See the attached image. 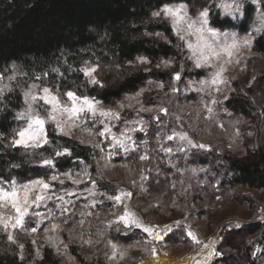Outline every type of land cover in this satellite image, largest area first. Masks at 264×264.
<instances>
[{
  "label": "trees",
  "instance_id": "1",
  "mask_svg": "<svg viewBox=\"0 0 264 264\" xmlns=\"http://www.w3.org/2000/svg\"><path fill=\"white\" fill-rule=\"evenodd\" d=\"M173 2L181 0H0V88L4 89L0 133L9 138L0 140V177L27 182L70 171L80 179L87 171L95 184L88 176L89 188L67 180L52 190L58 192L48 203L56 212L54 221L66 231L77 232L83 241L90 238L85 243L94 245L85 252L81 250L83 241L74 236L68 240L78 264H121V258L150 249L148 235L142 230L110 223L117 209L112 198L120 191V183L132 186L136 208L147 220L183 222V228L167 233L164 243L170 249L179 244L196 248L186 235L190 223L208 238L225 222L238 219L248 223L239 229L224 226L209 264H264V222L260 221L264 215V27L253 39L244 69L231 80L229 96L216 110L211 134L198 135L201 121L194 122L192 141L208 147L184 145L176 135L167 139L169 133L174 134L173 125L165 128L159 106L172 113L177 107L171 87L175 86V73H181L183 83L204 76L206 69L195 67L168 20L152 16L163 3ZM183 2L192 14L208 8L211 26L240 32L250 30L259 5L243 0L242 16L234 18L216 7L222 0ZM259 2L264 10V0ZM137 57H147L149 62L140 63ZM86 64L99 65L96 76L100 84L89 83L79 71ZM13 75L15 79L10 80ZM151 81L153 90H158L144 107L155 113L145 118L148 130L135 131L133 142L125 147H114L111 138L101 141V137L96 144H85L54 130L49 132V143L40 148L9 143L13 130L23 126L18 114L24 106V88L30 83L59 93L73 90L110 104L136 94ZM159 83H163L161 88ZM180 97L182 107L190 96ZM138 112L130 120L139 118ZM153 116H158L156 123ZM65 149L70 155H56ZM45 159L53 160L54 165H45ZM123 167L125 171L120 170ZM72 189H77L72 198H55ZM64 208L68 211L62 215ZM23 251L0 230V264H29L34 254L30 242ZM41 263L62 264L49 246L44 247Z\"/></svg>",
  "mask_w": 264,
  "mask_h": 264
},
{
  "label": "snow or ice",
  "instance_id": "2",
  "mask_svg": "<svg viewBox=\"0 0 264 264\" xmlns=\"http://www.w3.org/2000/svg\"><path fill=\"white\" fill-rule=\"evenodd\" d=\"M216 7L223 10L225 15H235L240 11L239 4L236 3V0H233L232 3H227V0H222L220 4H217ZM209 9L203 8L200 10L193 19L189 15V5L183 0L178 3H163L156 11L152 12L153 17H163L170 21L172 31L177 36L178 39L184 41L185 46L190 50L191 56L189 59L194 60L195 67H203L205 64L212 62L213 58L218 61L214 67L217 68L211 77V85L216 86V91L219 92V84L225 83L224 73L227 71L226 65L233 62L232 57L236 52L239 51L241 47H248L252 42L251 34L239 38L235 33H220L218 30L209 26ZM261 19L264 20V14H262ZM260 29H254L258 31ZM156 36H161V33H155ZM195 37V42L190 38ZM137 60L140 63H148L147 57H137ZM237 63L239 61H236ZM131 63V62H130ZM159 66V65H158ZM167 66V65H165ZM15 67V66H13ZM98 64H86L84 67L79 69L84 76L87 78L88 82L91 84H100V81L97 79L96 72L98 69ZM59 73V69H54ZM45 75H47L45 73ZM60 75H63L60 73ZM0 79H2V74H0ZM10 80H14L15 76H10ZM174 79L180 80L181 73L177 72L174 74ZM202 85L209 83L208 81H201ZM6 88L10 89V86L5 85ZM39 86L37 84H32L30 88L24 91L25 103L27 108L24 112L18 114V119L25 121V126L19 127L13 130L11 134V139L9 143L12 147H23L24 149L29 148H40L43 145L49 143L46 134V125L48 123L55 124L56 128L63 134L68 135L69 131L66 129L80 127V121H83L85 117H89L93 120L94 124L96 122L102 125L101 130L96 133L100 137L107 138L111 136L112 145L125 147L127 142L131 141V136L128 135L129 132L136 131L135 128H129L120 133L118 137L113 131L110 124L105 123L104 117H111L115 119L120 118V113L111 108H103L101 102L95 100L94 98L77 95L75 91H66L64 93H59L58 91L54 92L51 88L44 86L40 90L34 91ZM4 89L0 88V95L3 94ZM176 91V89H173ZM143 90H140L135 95L140 96ZM61 96L66 97V100H62ZM43 102V115L41 111L38 110L34 105ZM216 100H212L211 103H216ZM131 107V105H128ZM119 107H125V105L120 104ZM207 107V106H206ZM144 109H141L143 111ZM150 111V109H149ZM161 111L166 113V109H161ZM209 113L212 112L211 107H207ZM158 119V117L156 118ZM140 123L141 127L139 131H143V122H134ZM91 131V130H89ZM173 134L167 137L168 140H172ZM181 140H186L188 144L198 147L205 148L208 147L203 144H195L191 139L188 138L187 133L178 134ZM122 137V138H120ZM9 139L3 133H0V140ZM83 143V141H81ZM99 147V145H96ZM166 151H171V149H165ZM57 156L70 155L67 149L63 152H57ZM141 159H147V156H142ZM45 165L53 166L54 161L45 159L43 161ZM63 176L65 179L71 181L73 184H80L82 181L80 179H74L73 174L69 172H64L62 174H54L47 179L43 177H38L34 180H30L28 183L23 185H18L17 182L11 178L4 179L0 177V230L7 234V239L13 243H16L15 236L13 234L14 230L24 229L26 217L31 213V209L34 205H39L45 200L53 199L55 193L52 192L54 188V182H59L61 185L64 184L65 180L61 179L60 176ZM85 176H88L93 184L95 180H92L87 171L84 172ZM65 195L75 196V192L65 191ZM124 195L130 196L131 193L117 195L113 197L116 202L122 203V198ZM56 199L63 200V196L55 197ZM92 206H95L93 202ZM8 210V211H5ZM68 209H62V215L64 212H67ZM38 215V213L36 214ZM264 219V217H262ZM83 223V221H81ZM110 223L113 224H123L125 229H140L148 236L152 237V241L160 240L163 238L162 233H170L175 228H183L182 221H173L172 224H157L153 226H146L143 222L135 217V214L130 213L125 208L123 214L118 216L115 221ZM234 228H242L239 222L234 224ZM59 228V225L53 224L52 230L55 231ZM32 233L37 232L36 227H32L30 230ZM45 231H49L45 229ZM117 231H120L117 228ZM186 235L189 236L193 241L200 243L197 240L195 234L190 230L186 232ZM50 242L55 244V239L49 237ZM35 244L36 242L33 241ZM19 247L23 249L24 245L20 244ZM113 249L116 248L115 245L112 246ZM205 249H211L213 245L211 243L204 244ZM155 253V249H153ZM39 254V250H37ZM213 255L212 251H209L208 256L211 258ZM21 260L24 259L23 253L19 257Z\"/></svg>",
  "mask_w": 264,
  "mask_h": 264
},
{
  "label": "rangeland",
  "instance_id": "3",
  "mask_svg": "<svg viewBox=\"0 0 264 264\" xmlns=\"http://www.w3.org/2000/svg\"><path fill=\"white\" fill-rule=\"evenodd\" d=\"M242 1L243 0H236V3L239 4L240 11L238 14L232 15V17L240 18L242 16V12H241ZM251 1H253L259 5H258V10L256 11V16H255L254 22H253L249 31L240 32L239 30L234 29V28L220 29V28H216V27L211 26L210 22H209V26L218 30L220 33H229V34L235 33L237 35V37H239V38H243V37L251 34L252 42H253L254 37L257 34H259L261 32L262 28L264 27V20L261 19L262 14H264V10H262V8L260 7L259 0H251ZM232 2H233V0H227V3H232ZM173 3H178V2H173ZM197 14H192L190 12V9H189V15H191L193 17V19H195ZM254 29H260V30L254 31ZM190 39L193 42H195L194 36L191 37ZM182 42L184 43V41H182ZM252 42H251L250 46H248V47H241L239 49V51L236 52L235 55L232 57L233 62L231 64L226 65L227 71L224 73V79L226 82L218 85V87L220 89L219 92L216 91V86H213L210 83L213 73L215 71H217V68L214 67V65L217 64L218 61H216L215 58H213L211 63L205 64L203 66V68L206 69V74L204 76L199 77V78L188 79V80L184 81L183 83L180 80L175 79V86L174 87L171 86V87L173 89H176V91H174L173 96L175 98V105L174 106H177V107H173L174 108L173 113L169 110V108H167L163 105L159 106V108L167 110L166 113L165 112L163 113V115L165 117L161 120L163 121L165 128H167V126H169L168 128H170L173 125V127H171L170 130H172L173 133L177 134L176 138L178 141H180L184 145L188 144V142L186 140H181L179 138L178 134H183V133H187L188 138L192 140L193 134H196V132H195L196 131L195 130L196 125L194 126V122L196 124V121L197 122L201 121V124H200L201 126L198 127V129L200 131H197L198 135H206V137H207L209 134H211L210 128L212 126H216V115H215L216 110L220 109L221 103H223V101H225V99L229 96L230 91H231V80H233L236 77V74L238 71H242L244 69V66L247 63V60L251 54ZM184 45H185V43H184ZM186 50H188V54H189V56H191V52L187 47H186ZM236 61H239V62L237 63ZM193 62H194V60H193ZM201 81H208L209 83L202 85L200 83ZM32 84H34V83H30L28 86H26L24 88V91L28 90ZM35 84H37L39 87L37 89H34V91L38 92L40 90V88L44 87V85H41L39 83H35ZM153 84H154L153 81H151V82L147 83L145 86H143L141 88V90H143V92L140 96H136L135 94L128 95V96L124 97L122 100L117 101L115 103H110V104H105V103L101 102V106L103 108H106V109L111 108L113 110L118 111L120 113V118L115 119V118H111V117H104V118H100V119H103L105 121V123L110 124L112 127V131L118 137L120 136V133L125 131L126 129L135 128V129L139 130V128L141 127V124L140 123H134V122L142 121L143 122V131H145L146 129L148 130L147 123L145 122V118L147 116L153 115V113H155V112L152 109H150V111H149V109L145 108L144 102L146 100H148V98H150L151 95H154L157 93L158 89L153 90L154 89ZM162 86H163V83H159L158 88H161ZM172 88L169 90L165 89L164 94L170 93L172 91ZM159 90H161V89H159ZM71 91H73V90H71ZM158 93H161V92L158 91ZM184 94L189 95L190 97H188L186 101L182 102L183 106L181 107V101H183V100H181L180 96H184ZM61 99L66 100L67 98L64 96H61ZM192 99H194V100H192ZM213 99L217 101L214 104L211 103V101ZM95 100H97V99H95ZM97 101H99V100H97ZM120 104L125 105V107H122V108L119 107ZM128 105H131V107H129ZM206 106L212 108L211 113H209L207 111ZM34 107H36L38 110H40L41 114L43 115L42 108L47 107V106L43 105V102L41 101L39 104L34 105ZM26 108H27V104L25 103V97H24V106H23L21 112H24L26 110ZM141 109H144V110L141 111ZM136 110H139V112L137 113L139 118H134L133 120H130L129 116H131V114L136 115V113H135ZM127 111H129V112H127ZM190 113L193 114L191 117H189ZM157 117L158 116H156V117L153 116L154 123L157 122V121H155V120H157L156 119ZM126 120H130V121H126ZM21 121H22L23 126H25V121L24 120H21ZM79 123L81 124L80 127L66 129V131H69V134L66 136L78 138L80 141H83V143H85V144H89L88 142L96 144V142L98 141L97 137H100L96 133H98L101 130L102 125L98 122H96L94 124L93 120L90 119L89 117H85L84 120L80 121ZM161 123L162 122H160L159 124H161ZM175 124H176V126H175ZM50 130H54L55 132H57L59 134L65 135V134L61 133L56 128L55 124L50 122L46 125V134H47L48 140H49ZM89 130H91V131H89ZM134 132L135 131L128 133V135L131 136V141H129L127 143L133 142L132 138H134V135H133ZM170 135H173V134L169 133V136ZM107 138H111V136L109 135ZM120 138H122V137H120ZM104 139H106V138L101 137V141ZM100 144H101V142H100ZM205 145L207 146L208 144L206 143ZM103 164L105 165L104 160H103ZM120 170L125 171L126 168L123 167V169H120ZM82 175H84V173ZM115 175L117 176V178H119L118 180H121L122 176L118 172H115ZM60 178L64 179L65 182H67V179H65L63 176H60ZM73 178L77 179L74 176H73ZM80 180L82 181V183H80L78 185H84L85 188H89V180L87 179V176H85V175L81 176ZM16 182L18 185H23V184L28 183L29 181H27V182L16 181ZM78 185H77V187H78ZM120 185L122 187L120 188V191L117 193V195H121L122 193H124V194L131 193V195L130 196L124 195L122 198V203L115 201L117 209L110 216V217H112V221H115L118 216L123 214V212L126 208L128 212L135 214V217L137 219H139L141 222H143L146 226H153V225H157V224H172L173 220L169 221L168 219H164V218L159 220V222H152L150 220H147L145 215L138 208H136V201H135L136 199L134 196V190H133L132 186L126 185L124 183H120ZM57 186L62 187V185L59 182H54V188H56ZM76 190L77 189H72L71 192H75ZM52 192L57 193L58 191H52ZM67 197H68V195H67ZM70 197L72 198L73 196H70ZM64 198H66V195L64 196ZM49 201L50 200H45L43 203H41L39 205H34L33 208L31 209L32 214H30L28 217H26L24 229L14 230L13 234H14L15 239H16V244H18V246H19L20 244L24 245L25 243H29V242L31 243V245L34 249V254H33V257L30 260L29 264H42L41 259L43 256V250H44L45 246H49L55 250L57 256L61 259L62 264H78L76 259L71 255L70 241L68 242V240H71V237L74 236L77 239H79L80 242H82L83 238L81 236H79V234L77 232H75L74 230L69 229L71 232L66 231L67 229H65L64 227H62L60 224H58L56 221L53 220L56 217V214H55L56 212L54 210L48 208ZM5 211H8V210H5ZM37 213H38V215H36ZM263 217H264V215H263ZM260 221L264 222V219H260ZM237 222H239L240 224L248 223L247 221L235 219V220H229V221L225 222L224 224L227 223L226 225L232 226V225L236 224ZM53 224L59 225V228L55 231L52 230ZM223 225L219 228L218 232L223 227ZM32 227L37 228L36 233H32L30 231ZM45 229H48L49 231L46 232ZM189 230L193 234H195L197 240L200 241V243L195 242L197 244V246L194 250H191V248L189 246L180 245V244L176 245V246H171L172 249H170L164 243V240H165L167 234L162 233L161 235H163V238L160 240H156L154 242L152 241V237L148 236V238L146 239V242L150 246L149 250L146 251L145 249H142L139 251H135L136 253L134 252V255L132 257H129V258L123 259V260L121 258L120 262H122L121 264H139L142 261L150 259L151 257H153L156 254V252H162V253L167 254L170 257H173V258L178 259V260L189 259L190 261L188 264H209L212 261L214 255L216 253L217 244L220 242L219 237L214 241V243L212 242V238L214 236H216L218 234V232L215 235H212L208 238H204L199 233V231L197 229V225L195 223H190L188 225V231ZM70 234H72V235L70 236ZM49 237H53L55 239V241H56L55 244L50 242ZM88 239H90V238H88ZM88 239H85V241ZM33 241H35L36 243L34 244ZM85 241H83V243H82V245L85 247H81V250L86 252V249H88L87 246L93 245V244L85 243ZM95 241L96 240H94V242ZM209 243H211L213 245V247L211 249H205L203 247V245L209 244ZM153 249H155V253L153 252ZM37 250H39V254H37ZM21 251L24 252L23 249H21ZM209 251L213 252V255L211 256V258H209V256H208Z\"/></svg>",
  "mask_w": 264,
  "mask_h": 264
},
{
  "label": "bare ground",
  "instance_id": "4",
  "mask_svg": "<svg viewBox=\"0 0 264 264\" xmlns=\"http://www.w3.org/2000/svg\"><path fill=\"white\" fill-rule=\"evenodd\" d=\"M189 261V259L178 260L162 252H156L153 257L144 260L139 264H188Z\"/></svg>",
  "mask_w": 264,
  "mask_h": 264
},
{
  "label": "water",
  "instance_id": "5",
  "mask_svg": "<svg viewBox=\"0 0 264 264\" xmlns=\"http://www.w3.org/2000/svg\"><path fill=\"white\" fill-rule=\"evenodd\" d=\"M226 224H227V223H226ZM226 224H224L223 227H222V228L220 229V231L218 232V234L212 238V242H213V243H214V241L220 236L221 231H222V229L224 228V226H225Z\"/></svg>",
  "mask_w": 264,
  "mask_h": 264
}]
</instances>
